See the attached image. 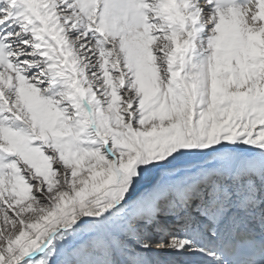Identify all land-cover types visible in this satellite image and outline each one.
Here are the masks:
<instances>
[{"label":"snow or ice","instance_id":"snow-or-ice-1","mask_svg":"<svg viewBox=\"0 0 264 264\" xmlns=\"http://www.w3.org/2000/svg\"><path fill=\"white\" fill-rule=\"evenodd\" d=\"M0 264H264V0H0Z\"/></svg>","mask_w":264,"mask_h":264}]
</instances>
